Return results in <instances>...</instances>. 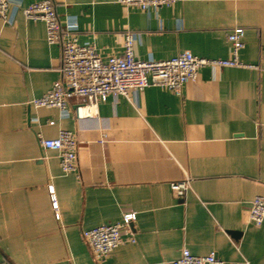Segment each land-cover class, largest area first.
<instances>
[{
    "label": "crops",
    "instance_id": "1",
    "mask_svg": "<svg viewBox=\"0 0 264 264\" xmlns=\"http://www.w3.org/2000/svg\"><path fill=\"white\" fill-rule=\"evenodd\" d=\"M36 1L10 0L7 19L0 16V264H164L183 248L215 253L219 264H264V219L256 225L247 213L264 195V0H177L149 9L51 0L102 57L121 54L124 33L133 31L140 58L183 50L224 58L227 35L240 26V59L258 65H204L182 94L149 85L96 107L73 95L63 111L34 104L62 66L61 42L49 43L45 22L23 13ZM64 129L77 139V169L69 172L37 137ZM185 178L190 186L177 195L171 183ZM127 211L137 212L136 240L95 258L83 230Z\"/></svg>",
    "mask_w": 264,
    "mask_h": 264
},
{
    "label": "built area",
    "instance_id": "2",
    "mask_svg": "<svg viewBox=\"0 0 264 264\" xmlns=\"http://www.w3.org/2000/svg\"><path fill=\"white\" fill-rule=\"evenodd\" d=\"M142 9L171 6L177 0H118ZM10 0H0V16L8 17ZM26 18L43 20L49 43L60 41L62 44L61 76L50 90L35 98L36 106H54L62 111L66 109L73 95L85 98L89 105L96 107L109 95L128 96L132 91L142 90L149 85H158L177 94H182L186 83L196 80L204 65L258 66L240 59V50L244 47L243 27H235L228 33L231 44L230 55L224 58H208L183 50L169 58L144 59L136 55V36L133 31L124 33V49L121 54L102 57L94 43L80 42L75 19L62 21L51 0H39L23 9ZM78 118L83 117V106L76 107ZM54 123V120H50ZM41 146L58 151L60 165L64 172L77 169V139L71 130H61L56 137L47 138L37 133ZM171 186L177 195H184L190 186V179L172 181ZM52 206L56 217L60 218L58 201L52 185L49 186ZM249 220L260 225L264 219V195H256L247 205ZM137 212L127 211L118 222L100 224L83 230V237L95 258H107L112 251L124 242H134ZM215 253L195 254L183 248L178 258L167 260L164 264H219ZM150 264V263H146Z\"/></svg>",
    "mask_w": 264,
    "mask_h": 264
}]
</instances>
